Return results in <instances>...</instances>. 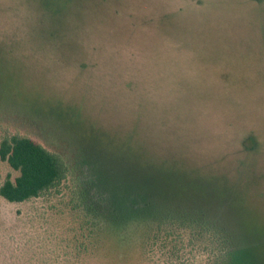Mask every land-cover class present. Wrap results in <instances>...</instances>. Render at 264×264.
Returning a JSON list of instances; mask_svg holds the SVG:
<instances>
[{
	"label": "rangeland",
	"instance_id": "374dc122",
	"mask_svg": "<svg viewBox=\"0 0 264 264\" xmlns=\"http://www.w3.org/2000/svg\"><path fill=\"white\" fill-rule=\"evenodd\" d=\"M0 125L70 164L82 136L130 157L117 144L135 130L156 174L175 159L244 195L227 208L264 242V0H0ZM241 128L262 143L253 162ZM16 176L0 160L1 183ZM77 234L55 199L0 196V264H174L80 252Z\"/></svg>",
	"mask_w": 264,
	"mask_h": 264
},
{
	"label": "trees",
	"instance_id": "16d2710c",
	"mask_svg": "<svg viewBox=\"0 0 264 264\" xmlns=\"http://www.w3.org/2000/svg\"><path fill=\"white\" fill-rule=\"evenodd\" d=\"M0 128V160L18 172L0 181V196L16 204L55 199L76 224L80 252L122 261L158 255L174 264H264V242L242 230L227 208L244 195L232 193L219 175L187 174L175 159H160L156 174L147 136L134 130L117 144L131 158L82 136L80 159L70 164L35 138ZM237 131L242 163L253 162L263 148L258 135Z\"/></svg>",
	"mask_w": 264,
	"mask_h": 264
}]
</instances>
